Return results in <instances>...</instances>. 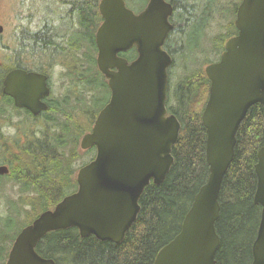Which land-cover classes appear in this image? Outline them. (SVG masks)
I'll use <instances>...</instances> for the list:
<instances>
[{"label":"water","instance_id":"95a60500","mask_svg":"<svg viewBox=\"0 0 264 264\" xmlns=\"http://www.w3.org/2000/svg\"><path fill=\"white\" fill-rule=\"evenodd\" d=\"M99 10L104 21L96 35L97 65L108 78L111 98L80 141L81 150L95 147L96 156L78 170L75 192L18 233L5 264H56L37 246L47 233L70 227L78 228L82 237L120 243L137 220L145 188L151 182L162 183L174 163L181 122L168 114L172 58L163 48L172 27V5L149 0L136 14L125 0H101ZM236 23L239 35L227 42L221 61L205 69L211 82L202 114L208 180L195 196L181 231L160 249L154 264H217L219 198L234 159L237 132L253 105L264 106V0H244ZM133 45L138 55L131 63L118 56ZM35 84L38 87L31 89ZM4 93L35 114L47 108L40 101L49 93L44 75L14 70ZM257 158L254 201L261 206V218L251 264H264V146ZM8 173L9 168L0 165V175Z\"/></svg>","mask_w":264,"mask_h":264},{"label":"trees","instance_id":"16d2710c","mask_svg":"<svg viewBox=\"0 0 264 264\" xmlns=\"http://www.w3.org/2000/svg\"><path fill=\"white\" fill-rule=\"evenodd\" d=\"M98 2H74L84 23L86 32L83 36L91 43L93 26L99 16ZM70 47L75 67L71 74L76 75V79L67 90L69 98L60 103L55 112L43 116L40 131L28 126L25 139L16 141V146L10 142L16 149L1 144L0 150L14 159L6 162L10 174L0 176V190L18 183L25 186L26 192L16 196L0 193V198L5 197L6 207L4 214H0V235L14 225L16 218L21 217L22 221L33 217L20 227V232L41 212L54 208L67 194L74 192L78 161L90 150L95 152V148H91L81 153L79 143L109 99V90L105 76L96 65V46H89V55L85 57L88 65L77 55L79 46ZM179 86L176 105H169L170 94L167 101L169 111L181 122L180 136L172 152L174 163L162 183L151 182L145 188L139 200L141 209L137 220L125 238L115 243L99 240L93 235L82 237L76 227L55 230L40 240L37 251L42 256L53 258L56 264H154L160 249L181 231L185 215L209 177L207 132L202 114L209 97L210 82L206 76L195 72L184 75ZM90 102L103 105L95 114H90L87 112ZM263 112L264 106L253 105L237 132L234 159L225 174L219 198L217 264L252 262V246L261 218V206L255 203L254 196L257 153L264 146ZM88 115H91L89 127H84L81 119H88ZM15 237L5 239V243L0 237V264H4V256L7 260Z\"/></svg>","mask_w":264,"mask_h":264},{"label":"flooded vegetation","instance_id":"af4514ba","mask_svg":"<svg viewBox=\"0 0 264 264\" xmlns=\"http://www.w3.org/2000/svg\"><path fill=\"white\" fill-rule=\"evenodd\" d=\"M100 1L97 7L99 16L93 26L92 43L86 39V36H83L86 31L84 23L80 19L79 11L74 4L75 0H19L15 8L9 9L6 20L4 22L0 21V25L3 27L0 32V147L1 144L5 147L6 145L12 146L10 142L16 146V141L20 142L26 138L28 126L36 132L40 131L42 129L43 116L50 113V111L55 112L59 108L60 103L69 98L67 91L61 96L56 95L53 88V78L54 71L57 67H60L63 69L60 76L65 81L72 82L76 79V75L71 74L75 67L74 55L70 46H79L77 55L84 59L86 65L89 64L86 59L90 52L89 46H96L94 53L97 65L98 44L96 35L104 21L99 10ZM166 1L173 8L169 17L172 27L163 44V48L172 58V64L169 67L167 101L170 94L171 101L169 105L175 106L178 97L177 90L180 88L178 85L181 82V78H173V71L178 56L185 54L184 47L186 48L187 44L198 46L194 52H191V54H195V58L190 61H201L200 67H203V69L200 71L201 73H197L207 77L206 67L219 63L226 50L227 42L237 37L240 33L236 22L239 7L244 0ZM148 2L149 0L140 10H132L136 14L140 13L146 8ZM227 9L234 11V16H227L225 14ZM218 17H222L221 20L226 21L223 28L224 32L214 33V36L210 38L211 42L207 44L205 42L208 36L207 31L211 29L212 21ZM133 46L126 51L119 52L118 56L131 63L138 55L136 45ZM200 51H202V54L199 60L197 55ZM187 54H185V57ZM203 59L204 61L202 62ZM190 61H188V64ZM14 70H22L46 77L49 93L40 98V101L47 105L46 109L35 114L27 107L18 106L12 95L4 93L5 82L9 74ZM207 79L209 80L208 77ZM106 82L109 90V99L101 109L109 103L111 98L108 78H106ZM30 87L34 89L38 86L35 84ZM40 87L42 91V86L40 85ZM24 93H26V89ZM168 113H171L169 112V107ZM28 118L30 121H28ZM12 147L16 149V147ZM11 159L14 158L6 154L4 150H0V165H6L10 170V166L6 162ZM13 189H16V193L26 192L25 186H21L18 183L14 184Z\"/></svg>","mask_w":264,"mask_h":264},{"label":"rangeland","instance_id":"374dc122","mask_svg":"<svg viewBox=\"0 0 264 264\" xmlns=\"http://www.w3.org/2000/svg\"><path fill=\"white\" fill-rule=\"evenodd\" d=\"M17 1L19 0H0V21L4 22L8 15L9 9L10 8H15V5L17 3ZM128 7L133 9V10H140L142 8V6L144 5V1L141 2L142 0H125ZM225 14L229 17L234 16V11H232L231 9H227V11L225 12ZM222 17H218L215 18V20L212 21L211 24V29H209L208 32V36L206 37L205 42L207 44H209L211 42L210 38L211 36H214V33L216 32H224V25L226 24V21L221 20ZM195 45V44H193ZM174 47V46H173ZM198 46H192L187 44L186 48L184 47V52L185 54H187V56L185 57V54L178 56V59L176 61V65H175V69L173 71V78L175 79H180L182 78L184 75L188 74V73H195V72H200L203 67H200V62L198 61H190L193 58H195V54H191V52H194L197 49ZM209 47V46H206ZM176 48V47H174ZM186 50V51H185ZM202 54V51H200L197 55L198 59L200 60V55ZM211 56V55H210ZM176 59V57H175ZM188 61L189 64H188ZM204 61V59L202 60V62ZM62 68L57 67V69L54 71V78H53V88L54 91L56 93V95L61 96L62 94H64V92H66L68 90V88L72 87V84H70L71 82H67L65 81V79L60 76L61 72H62ZM170 73V72H169ZM172 79V76H171ZM90 96V94L88 95ZM72 101V100H71ZM91 104H88L87 107V112H89L90 114H95L97 112V109H100L102 107V103H95V102H90ZM91 115H88V119L87 118H82L81 122L82 126H86L89 127L88 124L90 123V117ZM91 129V128H90ZM88 129V131L90 130ZM80 148V147H79ZM81 153H85V151L81 150ZM95 154L94 151L90 150V152H88L86 155H84L83 159H80L77 163V166H83L82 162H86L88 163L90 161V159L93 157V155ZM14 185H7L5 187L4 190H1L0 193L1 194H8V195H17V194H21V193H16V189H13ZM2 196V195H1ZM14 197V196H13ZM6 210L5 207V197H1L0 198V214H4V211ZM33 217H28L24 220L21 221V217L16 218L14 221V225L7 231H4L2 233V235H0V237L2 238L3 242L5 243V239H10L11 237H15V235L17 236V234L19 233V229L22 225H24L26 222L30 221ZM17 233V234H16ZM12 245V244H11ZM4 264L6 262V257L4 256L3 258Z\"/></svg>","mask_w":264,"mask_h":264}]
</instances>
